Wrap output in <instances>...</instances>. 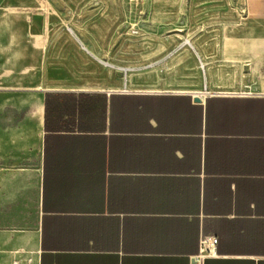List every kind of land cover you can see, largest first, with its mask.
I'll return each mask as SVG.
<instances>
[{"label": "crops", "instance_id": "1", "mask_svg": "<svg viewBox=\"0 0 264 264\" xmlns=\"http://www.w3.org/2000/svg\"><path fill=\"white\" fill-rule=\"evenodd\" d=\"M3 1L0 237L15 245L11 264H264V0H187V29L199 31L166 37L168 68L144 50L138 84L106 72L89 85L76 78L93 71L75 64L83 42L98 54V37L66 34L67 13L95 12L93 29L104 0H48L60 18L41 55L43 13L10 17ZM175 2L154 0V16ZM18 224L37 229H6ZM205 237L216 244L202 250Z\"/></svg>", "mask_w": 264, "mask_h": 264}, {"label": "rangeland", "instance_id": "2", "mask_svg": "<svg viewBox=\"0 0 264 264\" xmlns=\"http://www.w3.org/2000/svg\"><path fill=\"white\" fill-rule=\"evenodd\" d=\"M186 2L187 0H181L179 3L176 0V5H170L166 9L165 19L158 20L153 14L155 13L154 0H104L105 10L98 15L100 19L94 21L96 27L93 29L91 28L92 19L90 17L95 12H68V18L70 15L72 19L65 28L66 34L71 35V32L73 33L75 29H78L84 37L90 38L91 35H94L98 37L99 41L98 47L94 45L98 54L93 57L90 55L91 48L89 44L86 45L85 42L81 44L82 52L88 54V57L87 59L77 60L75 67H82L84 70L85 68H91L88 71H93V73L77 75L76 84L89 85L92 78L99 75V78L102 79L106 72H109V74L113 72L116 77L121 79L130 77L134 81L133 83L138 84L141 67L144 64L143 61L138 59V54L140 51L144 52V50H148L152 54V61L166 58L163 64L165 68H168L173 59L171 56L172 49L176 45L166 42V37L191 35L199 31V29H187V21L184 19ZM3 3L8 7L5 10V15L10 17L17 18L20 15H29L31 12L36 13L38 11L43 13L44 21L35 23L33 27L34 33L40 40L38 53L41 55L45 47L46 36L54 29L50 23L53 21L59 23L60 16L58 12L48 0H4ZM177 10L179 12L176 14ZM76 14H79V19H76ZM82 22L88 28L82 27ZM155 22L159 24L158 27ZM165 23H168V25H165ZM69 25H72V27ZM75 25L78 28H74ZM215 34H217V31H215ZM112 36H114L111 42L112 45H109L106 39L107 37L110 39ZM70 64H72L71 61L66 62V65ZM160 68L159 65L157 69ZM166 79L170 82V75H166ZM195 80L198 82L197 77ZM14 249L15 245L13 246L11 241L0 237V264H11V255L8 252Z\"/></svg>", "mask_w": 264, "mask_h": 264}, {"label": "water", "instance_id": "3", "mask_svg": "<svg viewBox=\"0 0 264 264\" xmlns=\"http://www.w3.org/2000/svg\"><path fill=\"white\" fill-rule=\"evenodd\" d=\"M69 30L70 31H72L71 30V28H69ZM116 44V43H115ZM195 102H199V100L198 99H196L195 100ZM32 211V215L30 216V219H31V223H37V208H36V211H34V209H32L31 210ZM4 223V225H7V226H9V227H12L13 225H12V223L11 222H9V223H5V222H3ZM11 223V224H10ZM22 223V222H21ZM17 225V224H16ZM19 225V224H18ZM22 226H17V227H21L20 229H15V228H6V229H9V230H25V229H28V230H36L37 229V225H33V224H31L32 226H24L25 224H21ZM24 227H26V228H24ZM28 227V228H27Z\"/></svg>", "mask_w": 264, "mask_h": 264}, {"label": "built area", "instance_id": "4", "mask_svg": "<svg viewBox=\"0 0 264 264\" xmlns=\"http://www.w3.org/2000/svg\"><path fill=\"white\" fill-rule=\"evenodd\" d=\"M135 32V31H134ZM216 244V239L215 238H203L200 242L201 247L210 245L211 247Z\"/></svg>", "mask_w": 264, "mask_h": 264}, {"label": "bare ground", "instance_id": "5", "mask_svg": "<svg viewBox=\"0 0 264 264\" xmlns=\"http://www.w3.org/2000/svg\"><path fill=\"white\" fill-rule=\"evenodd\" d=\"M209 246H210V245L203 246V247H202V250H203L204 248L206 249V248L209 247ZM208 250H209V249H208Z\"/></svg>", "mask_w": 264, "mask_h": 264}]
</instances>
